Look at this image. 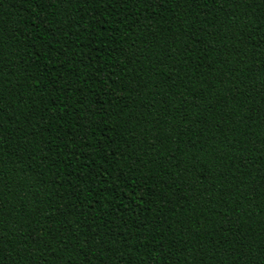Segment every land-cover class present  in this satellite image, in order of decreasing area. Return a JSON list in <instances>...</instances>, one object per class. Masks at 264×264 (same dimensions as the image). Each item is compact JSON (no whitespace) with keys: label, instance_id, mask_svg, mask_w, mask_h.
<instances>
[{"label":"trees","instance_id":"obj_1","mask_svg":"<svg viewBox=\"0 0 264 264\" xmlns=\"http://www.w3.org/2000/svg\"><path fill=\"white\" fill-rule=\"evenodd\" d=\"M0 264H264V0H0Z\"/></svg>","mask_w":264,"mask_h":264}]
</instances>
